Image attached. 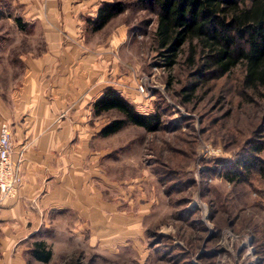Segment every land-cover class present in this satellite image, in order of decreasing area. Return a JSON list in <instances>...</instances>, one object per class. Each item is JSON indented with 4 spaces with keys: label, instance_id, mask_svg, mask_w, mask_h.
<instances>
[{
    "label": "rangeland",
    "instance_id": "1",
    "mask_svg": "<svg viewBox=\"0 0 264 264\" xmlns=\"http://www.w3.org/2000/svg\"><path fill=\"white\" fill-rule=\"evenodd\" d=\"M111 1L125 3L126 11L86 36L105 47L100 57L108 87L140 113L158 114L162 125L147 132L128 124L94 138V149L106 151L98 165L108 186L97 184L99 203L110 204L112 243L102 241L103 231L95 241L87 221L70 213L32 242L31 248L40 237L61 234L58 243H45L51 261L37 262L28 253L26 264H264V88H245L242 66L223 78L211 69L197 74L201 62L189 66L187 47L167 67L153 40L156 14L137 0ZM15 16L11 2L0 3V94L9 92L4 85L33 45ZM121 30L113 49L107 40ZM139 85L146 86L144 95ZM95 117L94 127L122 115ZM258 146L263 149L254 151Z\"/></svg>",
    "mask_w": 264,
    "mask_h": 264
},
{
    "label": "crops",
    "instance_id": "2",
    "mask_svg": "<svg viewBox=\"0 0 264 264\" xmlns=\"http://www.w3.org/2000/svg\"><path fill=\"white\" fill-rule=\"evenodd\" d=\"M9 2L33 45L20 56L14 80L4 85L9 92L0 94V123L12 129V160L22 175L18 197L0 205L5 234L0 264H26L39 232L60 227L70 213L87 221L95 241L103 231L102 241L111 244L110 204L99 203L97 184L101 180L108 186V175L98 165L106 151L94 149L105 124L92 123L98 118L93 104L108 87V70L100 57L105 47L86 35L93 34L89 21L98 8L112 1L0 0L3 6ZM121 32L107 45L115 49ZM106 54L111 58L112 49ZM60 235L40 238L51 245Z\"/></svg>",
    "mask_w": 264,
    "mask_h": 264
},
{
    "label": "trees",
    "instance_id": "3",
    "mask_svg": "<svg viewBox=\"0 0 264 264\" xmlns=\"http://www.w3.org/2000/svg\"><path fill=\"white\" fill-rule=\"evenodd\" d=\"M137 4L156 14L153 40L167 67H173L178 53L187 47L189 66L201 62L197 74L202 76L201 71L211 69L215 78H223L242 66L244 87L264 88V0H137ZM126 7L120 1L103 3L95 20L89 21L91 30H101L112 18L124 13ZM102 94L93 104L94 114L117 111L122 118L105 124L99 136L114 135L128 124L147 132L160 130L158 114L140 113L112 87ZM262 149L258 146L254 151ZM246 162L254 166L250 160ZM29 254L43 263H49L53 257L43 241L35 243Z\"/></svg>",
    "mask_w": 264,
    "mask_h": 264
},
{
    "label": "built area",
    "instance_id": "4",
    "mask_svg": "<svg viewBox=\"0 0 264 264\" xmlns=\"http://www.w3.org/2000/svg\"><path fill=\"white\" fill-rule=\"evenodd\" d=\"M145 90V85H139L138 92L144 95ZM12 139V129L7 123H0V200L18 196L22 184L20 168L12 160L14 153Z\"/></svg>",
    "mask_w": 264,
    "mask_h": 264
}]
</instances>
